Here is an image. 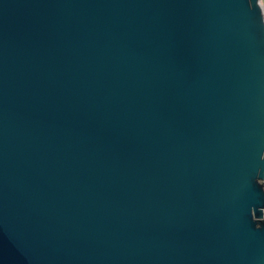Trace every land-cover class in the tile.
Segmentation results:
<instances>
[{
    "label": "water",
    "instance_id": "95a60500",
    "mask_svg": "<svg viewBox=\"0 0 264 264\" xmlns=\"http://www.w3.org/2000/svg\"><path fill=\"white\" fill-rule=\"evenodd\" d=\"M0 264H264L262 0H0Z\"/></svg>",
    "mask_w": 264,
    "mask_h": 264
},
{
    "label": "rangeland",
    "instance_id": "374dc122",
    "mask_svg": "<svg viewBox=\"0 0 264 264\" xmlns=\"http://www.w3.org/2000/svg\"><path fill=\"white\" fill-rule=\"evenodd\" d=\"M263 1V3H264V0H262Z\"/></svg>",
    "mask_w": 264,
    "mask_h": 264
}]
</instances>
